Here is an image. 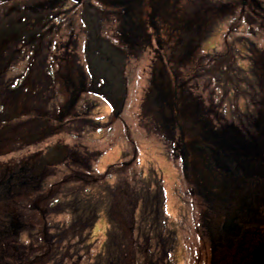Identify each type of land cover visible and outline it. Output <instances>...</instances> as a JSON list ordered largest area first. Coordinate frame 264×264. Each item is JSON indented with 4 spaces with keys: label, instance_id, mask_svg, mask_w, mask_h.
<instances>
[{
    "label": "trees",
    "instance_id": "16d2710c",
    "mask_svg": "<svg viewBox=\"0 0 264 264\" xmlns=\"http://www.w3.org/2000/svg\"><path fill=\"white\" fill-rule=\"evenodd\" d=\"M101 1L86 0L89 7L84 4L85 8L88 10L91 7V10L86 19L77 18L72 25L73 32L66 24L65 13L57 9V6L61 7L65 0H0L2 5L0 7V93L10 91V97L16 99L12 108H19L15 114L7 116V113L11 112L6 109L9 103L5 100L0 101V150L5 149L8 143L15 142L17 149L21 148L25 151L30 148L32 152L28 154V160L21 161L15 154L11 156L7 153L4 155L0 153V156H6L0 159V168L9 166L10 177L5 176L6 184L9 181L17 183V186L9 188L13 191L12 195L7 192L6 195L0 196V200L8 199V197L24 198L21 203L25 206L27 214L33 213V209H29L33 202L40 204L41 207L49 208L50 221L46 219L47 225L53 221V224H60L69 219L64 223L85 225L89 222L91 227V224L96 223L101 214L111 217L110 220L117 224L119 220L138 218L135 211L143 210L151 214L152 211H156L157 215L165 213V217L162 215V220L158 218L159 220L154 221V216H150L151 221L147 222L149 223L147 226L144 225L148 234H160L157 247L164 249L165 244H170V237L165 232L175 235L177 229H183L193 233L199 229L200 225L194 227L193 222L187 224V219L181 218L183 228H178L177 219H172L164 211L162 202L166 189L161 184L159 186V181L154 177L158 172L155 166H150V176L147 177L142 165L139 166L137 174L133 168H130L132 160L111 164L108 167L109 170L106 171V183L103 182V184H108L106 188L100 181H97V178L90 177L91 171L96 169L95 161L98 159L93 158V154L97 151L94 147L99 139L103 138L99 134L105 130H100L104 123L99 124L97 116L93 114L88 116L90 113L83 100L85 96H90L91 105H97L101 101L97 97L103 99L108 95L112 97L114 115L120 116L121 112L115 105L119 106L118 104L121 105L123 102L117 104L114 86L116 82L122 81L123 83L127 77L126 72H123V65L120 64H123L126 58L129 60L132 56L134 57L133 53L136 51L134 49L144 50L145 47L152 46L154 41L158 56H161L163 52L166 53L164 64L167 70H172L178 78L174 89L169 91L171 93L161 95V103L158 105L160 118L157 120L156 128L159 129L165 142L172 145L171 151L166 153V156L177 159L176 166L180 167V173L183 174L182 154L178 147L180 139L182 135L187 138L193 137L197 127L201 130L197 131L200 135H196L192 143H199L204 138L208 140L212 137L213 145L212 141H209L211 148H205L208 149V153H211V157L220 156L221 148L218 146H220L225 123L220 120L223 112L215 109L221 106V96L228 95L227 100L235 97L246 98L249 103H252L250 105L252 110L248 106L247 113H240L237 118L239 125L241 121L250 123H247L246 127L238 128L244 130L252 128L257 133L261 126L254 121L259 111L264 113V100L260 98L264 96V46H262L264 0H149V3L148 0H123V2L117 0V6L111 5L115 8L117 17L127 12L125 17L128 20L140 17L142 21L138 33H127V40L122 39L121 41L109 35L111 27L121 18L110 19V26L107 27V22L104 23L106 21L104 19H107L105 16L110 15L111 17L113 13L111 10H104L103 19H96L100 11L94 7L98 6ZM237 6L241 9L249 7L248 12L253 20L251 22L245 20L246 14L243 12L238 16L228 10V8ZM223 16H228L229 23L234 29V32H232V27L228 30L223 29L225 32L223 45H228L231 49L238 46L248 48L247 56L243 54L244 51L240 54V61H238L239 56H236L234 64L236 66H231L232 60L229 57L235 51L230 52L225 49L226 47L220 50V47L213 44V41L211 49L206 50L203 47L217 36L215 35L219 27L217 23ZM238 25L244 28L242 32L237 29ZM57 29L62 37L59 40H57L59 37L55 38ZM118 30H121L120 25ZM118 30L116 29L115 32H119ZM50 36L54 37L52 41L49 39ZM127 45L131 51L128 50ZM78 48L80 49L79 57L82 53V60L76 55ZM252 52L256 55L254 60L251 56ZM71 60L74 63H70ZM138 68L141 72L142 67L138 66ZM87 70L91 76L85 75ZM244 70L248 78L246 81L253 82L251 88L245 86L246 81L240 84L236 77V79L226 77L227 72L232 74L234 71L235 74L241 75V71ZM61 71H65L64 75L60 74ZM81 73H85V77L81 75L79 79L78 75ZM253 76L262 83H255ZM223 77L225 79H222ZM141 79L142 74L140 73V84ZM88 83L90 88H86ZM124 83L126 87V82ZM228 84L232 85L231 92L228 90ZM259 86L263 89L261 90ZM149 88L156 92L153 86ZM158 90L163 89L159 86ZM129 94L130 99L137 100V97L135 99L130 92ZM28 105L31 113L29 109H26ZM126 106L125 110L128 111ZM24 109L29 112L21 114L23 111L26 112ZM32 114L33 117L28 120L27 124L19 119ZM244 114L247 117L244 118ZM261 119L264 121L263 117ZM180 124L184 125L182 134L179 131ZM143 125L147 126L146 121ZM112 126L114 127L113 124ZM98 129L100 132L97 136ZM58 132L68 133L73 142L69 140L68 143L62 141L48 143V139ZM233 133L243 136L238 129ZM141 135L150 138L148 134ZM42 143L48 144L43 148L40 147ZM218 164L221 165V157ZM52 176L61 178L54 181ZM182 180H186L185 177ZM121 181L130 182V185L125 188L120 187ZM134 186L139 187V191L145 192L143 199H129L134 193L127 191ZM53 187L57 190L55 195H51L54 191ZM118 187L120 191L116 190ZM103 188L108 189L107 194L111 197L117 196L118 203L112 208L114 214L99 206L101 198L107 196ZM147 189L151 191L150 195L146 193ZM161 194L162 196L157 201L156 197ZM124 199L128 201L120 205V209L125 206L126 213L130 214L125 217L116 214L119 202ZM132 209L134 218L131 215ZM184 213L187 214L186 211ZM57 217L63 220L57 222ZM261 217L257 215L258 219ZM211 235L206 237L210 238ZM149 239H144L146 244L134 247L132 250L134 253H141L145 264H151L152 252L148 248ZM95 246H98V243L94 240L92 247L95 248ZM154 251L157 252V248ZM115 253L116 249L111 253L106 248L100 249L99 254L93 257L91 264H124L126 261L127 264H132L133 261H137L134 258L128 259V254L123 256L122 254L114 255ZM164 263L161 261L155 264Z\"/></svg>",
    "mask_w": 264,
    "mask_h": 264
},
{
    "label": "flooded vegetation",
    "instance_id": "af4514ba",
    "mask_svg": "<svg viewBox=\"0 0 264 264\" xmlns=\"http://www.w3.org/2000/svg\"><path fill=\"white\" fill-rule=\"evenodd\" d=\"M101 3L94 7L100 11L96 19H103L102 12L111 10L112 20L121 18L118 23L120 24L122 20L125 24L121 26V39L127 40V33H138L142 26L140 17L128 20L125 17L127 12L117 17L115 8L111 7L118 3L117 0H102ZM84 4V0H65L61 7L57 6V9L65 13L64 18L71 31H73L72 25L77 18L86 19L88 17L91 7L88 12ZM165 56L164 52L158 56L161 64L166 62ZM143 61L142 58L138 62ZM165 68H158L160 71L158 75L162 74L159 78L169 79L170 89L173 90L178 79L177 74L172 70H167V66ZM158 75L157 79H159ZM256 116L259 118L256 119ZM256 116L254 120L259 121L254 122L261 125L257 133L252 128L251 130L238 128L246 127L250 122L241 121L240 125L225 122L223 136L218 146L221 148V153L216 158L211 157V153H208V149L205 148H211L209 141H212V137L208 140L204 138L199 143H192L195 136L200 135L197 133L201 131L199 127L196 128L193 137L187 138L182 135L180 139L178 147L182 154L181 162L184 172L181 174L180 167L175 166L178 169L177 178L173 181L172 188H168L163 194L162 203L164 211L168 212L167 209L174 195L178 202L188 206L194 218H197V224L200 226L196 234H200V239L212 234L208 242L210 253L206 257L200 256L199 249L190 248L187 257H193V264H264V121L261 119V117L264 118V113L259 111ZM245 117H247L246 114H244ZM237 129L243 136L233 133ZM179 131L183 133L184 125H179ZM211 144L213 145V141ZM220 157L221 165L218 164ZM8 170L9 166L0 168V196L6 195L7 192L8 194L13 193L9 188L17 186V183L10 181L6 184L5 176L10 177ZM184 177L187 181L182 180ZM6 188L7 191H5ZM116 197H111L106 203L105 198L102 197L100 204L108 205L116 200L118 202ZM11 198L0 200V264H91L93 257L98 255L100 249L103 248L108 249L110 253L116 249L114 255L128 254V259H137L132 264H138L143 260L142 255L132 250L134 247L146 244L140 235L144 234L150 239L160 237L157 233H143L145 227L140 225L141 221L137 218L119 220L123 224L121 226L119 221L116 224L113 220H109L108 227L106 221L102 220L99 223L102 224L101 229L98 221L94 223L97 228L93 227V235L94 239L100 237L103 243L101 247L95 246L94 248L92 247L94 240L87 239L86 243L82 240L86 234L91 236L92 228L89 224H66L64 222L69 219L62 221L61 217H57V222L62 221L60 224H53L55 219L52 218L53 222L47 225L46 219L50 221L49 208L41 207L40 204L33 202L29 207L33 209V213L27 214L25 206L21 203L24 198ZM146 215L154 216L153 213H146ZM257 215H261V219H258ZM159 217L162 220V215ZM174 218L177 219V227L183 228L181 217L175 215ZM184 219H187V224L194 221L186 214ZM154 221H156L155 216ZM86 230L87 233L83 234ZM98 232L99 234L96 235ZM110 234H112L111 237ZM165 234L168 235L167 232ZM99 241L95 240L97 243ZM164 257L170 258L173 262L171 264L182 262L176 258L174 251H166ZM155 263L151 262V264ZM124 264H127V261Z\"/></svg>",
    "mask_w": 264,
    "mask_h": 264
},
{
    "label": "rangeland",
    "instance_id": "374dc122",
    "mask_svg": "<svg viewBox=\"0 0 264 264\" xmlns=\"http://www.w3.org/2000/svg\"><path fill=\"white\" fill-rule=\"evenodd\" d=\"M86 7L89 5L86 3V0L84 1ZM0 7H2V5L0 4ZM103 8V7H101ZM250 8L247 7V9L244 8H240V6L237 7H231L228 8V10L231 13H234L235 15L238 14V16L243 12L244 14H246V18L245 20L251 22L253 20V17L249 14L248 10ZM89 12V9L87 10ZM105 18L113 19L112 16L110 17V15H106ZM104 19V23L107 22V27L110 26V21ZM60 23V20L58 21ZM102 22V24H103ZM240 22V20H239ZM218 29L216 31L217 36L214 37L213 40H211L209 43L205 44L203 47H205L206 50L211 49L213 47L212 45V41L213 44H215L218 48L220 47V50H222V48H225L226 50L233 52L235 51L232 55H229V57H231L232 60V65L235 64V60H236V56H239V60H241L240 54H243L245 56H247L248 53V48H245V46L243 47H236L234 49H231L230 46L228 45H223V39H224V33L223 29L228 30V28H231L233 25H231V23H229V19L228 16H223L220 18V20L218 21ZM123 26L124 22L122 21L120 24L117 22L115 23L114 26L111 27V31L109 33L110 37H116L118 38L120 41L121 39V30H118V26ZM237 29L242 32L244 28H242L241 26H236ZM108 29V28H105ZM118 30L119 32H115V30ZM232 32H234V29L232 27ZM56 35L55 38H58L57 40H59L61 36L60 31L57 29L56 30ZM121 32V33H120ZM231 32V33H232ZM112 37V38H113ZM53 36H50L49 39L52 41L53 40ZM114 39V38H113ZM264 40V39H263ZM50 41V42H51ZM123 42V41H122ZM245 44V43H244ZM262 46H264V41H262ZM260 45V44H259ZM129 45H127L128 47ZM231 49V50H230ZM128 50H130V47H128ZM136 51H134V57L132 56L129 60L126 58L125 62H123L122 69L123 72H126L127 77L122 81L116 82V85L114 86L116 89V99H117V104L120 102H123V104H118L119 106H121V109L119 106L115 105L116 108H118V111L121 112V115L118 116L117 114L114 115V107L112 108V106H110L105 100L110 101L109 100V96L106 95L105 98H101V97H97L98 100H101L98 102L97 105H91L89 99L90 96H85L83 103L84 105H86L85 107L88 108V112L90 113L88 116H92L95 115L98 117V121L99 124L100 123H104V126L102 129V131H104L103 133H100L99 135L103 136V138L100 140L99 142L96 144V146L94 147V150L97 149V151L93 154V158L97 157V161L95 164V170L91 171L90 177L94 179L97 178V181H100L101 184H103V182H105V178H106V171H108V167L111 164H115L117 162H125L128 160H132V165L130 166V168H133V171H135V173L137 174L139 171V166H143V168H145V175H150V166H155V169L158 171L155 174V178L159 181V186L161 184L162 187H165L166 190H168V188H172L173 185V181L177 178L178 175V169H176V162L177 159H175L173 161V159H171L170 157L166 156V153L171 151V147L172 145H169L168 142H165V139L162 136V134L160 133V131H158L159 129L156 128V124H157V120L160 118V116L158 115V105H160L161 103V95H167L171 92L170 90V86L169 84L171 83V81H167L164 78H159L162 76V74L158 75L157 79V74L159 72L158 68L160 67H164L165 68V64L162 62V64L160 63V60H158V49H156V42L153 41V45L150 47H145L144 50H138V49H134ZM80 49L78 48L77 50V56L79 57V52ZM131 51V50H130ZM76 55H74L76 57ZM253 60L255 59V52H252ZM82 53L80 54L81 60H82ZM142 58L144 59V62H141V65H144L141 69L142 71L140 72V69L138 68V64H139V60H141ZM166 58V56H165ZM251 58V57H250ZM84 60V59H83ZM87 61V60H86ZM85 61V63H86ZM70 63H74L73 60L70 61ZM241 65H243V63L241 62ZM236 66V65H234ZM257 66V63L255 65V67ZM260 66V64H259ZM83 68V66H82ZM261 68V66H260ZM85 70V67L83 68ZM144 69V70H143ZM88 71V74H87ZM86 71L85 73H81L79 74V79L85 75L91 76L89 74V70ZM165 71V70H164ZM65 71H61L60 74L64 75ZM140 73L142 74V79H141V84L140 82H138V80L136 81L137 76H140ZM85 74V75H84ZM82 75V76H81ZM156 75V77H155ZM246 71H241V75L239 73L235 74V72L233 71L232 74H229L227 72L226 77L227 78H237L240 82V84L244 83L246 80H248V78L246 77ZM91 78V77H89ZM235 78V79H236ZM254 76H253V80H254ZM222 79H225V77H223ZM155 80V81H154ZM6 81V79L4 80ZM3 81V82H4ZM126 82V87H125V83ZM150 81V82H149ZM262 83L259 82V80H257V78H255V83ZM253 82H245V86H247L248 88H251ZM231 84V83H230ZM88 86L86 88H90L89 83L87 84ZM153 86V89L156 90V92H154L153 90H150L149 87ZM159 86L162 87L163 90H158ZM257 85L255 84V87ZM263 86V84H262ZM262 86H259L261 88V90L263 89ZM228 90L229 92H231V87L232 85L228 84ZM130 88V90H128ZM245 89V88H244ZM248 90V89H245ZM162 91V92H159ZM255 91H257L255 89ZM129 92L132 94L133 98H136L137 96V100L135 101L134 99H130V94ZM228 92V93H229ZM209 94V92H207ZM214 94V93H213ZM225 96H221V106H219V108H216L215 110L219 111L221 110V112H223V115L221 113L220 115V120H222L224 123L225 122H238L237 124H239L238 121V117L240 113H247V107L250 106L252 103H249L248 100L245 99H241L238 97L232 98L227 100L226 98L228 97V95L224 94ZM10 91L8 92H2L0 93V101H6L8 104L6 109H9V113H7V116L13 115L15 114V112L19 111L18 107H15V109L12 108L13 102H15V98L10 97ZM101 98V99H100ZM217 98V97H215ZM261 99L264 100V96L260 97ZM105 99V100H104ZM112 101V97L110 98ZM218 99V98H217ZM115 102V101H114ZM204 102V101H203ZM82 103V102H81ZM80 103V105H81ZM127 106H126V105ZM176 104V103H175ZM204 104L206 105V102H204ZM125 106L126 109L128 107V111L125 110ZM130 107V108H129ZM30 110V106L28 105V108ZM24 109V110H26ZM251 106H250V108ZM125 110V111H124ZM113 111V114H112ZM27 112H29L28 110H26V112H22L21 114H26ZM31 113V110H30ZM32 113H34V110H32ZM243 115V114H242ZM33 117V114L30 116H26L23 118H19L21 120H24V123L27 124L29 121V119ZM243 117V116H242ZM259 118V116L257 117ZM74 121V120H73ZM146 121L147 126L145 127L143 125V123ZM259 121V120H258ZM258 121H255L256 123H258ZM98 124V125H99ZM112 124L114 125V127L112 126ZM97 128V127H96ZM100 130L98 129L97 131V136L98 133L100 132ZM141 134H148L150 136V138H147ZM96 136V137H97ZM98 138V137H97ZM149 139V141L147 140ZM71 140V137L68 136V133H61L58 132V134H56L55 136H51L48 139V143L50 142H63V143H68V141ZM73 142V140H71ZM48 143L45 144H41L40 147H45ZM70 144V143H69ZM73 144V143H72ZM18 146H16L15 142H10L5 146V149L0 150V153L2 155L6 154L7 155H11L15 154L16 156H18V158H20L21 160H25V159H29V157L27 158L28 154L32 153L30 152V148L28 150H22L21 148L17 149ZM17 149V150H16ZM13 150H16L13 152ZM34 150V149H32ZM31 150V151H32ZM12 152V153H10ZM0 154V155H1ZM173 156V155H172ZM6 157V156H5ZM5 157L0 156V159H3ZM77 157L79 158L78 154ZM174 157V156H173ZM21 165V162H19ZM23 164V163H22ZM61 177L58 176H52V179L54 181L60 179ZM160 179V180H159ZM106 183V182H105ZM105 185V188L107 187L106 185L108 184H103ZM130 185V182H126V181H121L120 187H127ZM50 186V185H48ZM51 187V186H50ZM120 187L116 188L117 191H120ZM160 188V187H159ZM54 191L52 192L51 195H55L57 190H55V187L52 188ZM104 189V188H103ZM105 194L107 195L105 197L106 202L110 200L111 196L110 194H107L109 191L108 189H104ZM104 191H101L104 193ZM128 193H134V195L132 197H130L129 199H143L145 192L143 190L139 191V187L134 186L132 188H130L128 191ZM148 195L151 194V191L149 189H147ZM162 196L159 195L157 196V201L159 200V197ZM114 197V196H113ZM33 198V197H31ZM128 201L127 199L121 200L117 206V215L118 216H128L130 215L129 213H126V208L125 206L120 209V205H122L124 202ZM177 201V202H176ZM118 203L117 200L112 202V203H108V205L105 204H100L99 206H101V209L106 208L107 212L108 210H110L111 214H114L112 211V208L114 206H116L115 204ZM168 212L167 214H169V216L173 219L175 215H181V218H184L185 213H183V211L187 212L186 215H189V217H191L194 221V227H197V218H194V214L192 213V210L188 207H186V205L184 204H180L178 202V199H176V197L173 195V200H171V204L168 207ZM155 219L160 218L159 216L163 215V217H165L164 214L160 213V214H155L156 211H152ZM132 218L135 217V215H137V219L140 220V225H146L147 226V222L151 221L150 216L147 217L146 212L141 210V212H137L135 211V215L132 209L131 212ZM158 216V218H157ZM109 218V219H108ZM111 219V217H108L107 215H100L98 216V224L102 221L105 220L107 227H108V222ZM127 220V219H124ZM159 220V219H158ZM89 223V222H88ZM87 223V224H88ZM97 223V222H96ZM97 224V226H98ZM120 226L123 225L121 224V222L119 221ZM88 227V226H87ZM86 227V228H87ZM96 227L94 226V223L91 224L92 228V232L91 234V238L89 236L84 235V237L82 238L83 242L86 243L87 239H92V240H100L99 243V247H101V243H103V240L98 237L96 239H94V235H93V231L94 228ZM97 228V227H96ZM159 228V227H158ZM125 229V227H124ZM127 230V229H125ZM143 233L146 232L145 230L142 231ZM87 233V230L83 232V234ZM194 233V234H193ZM193 233H190L188 231H185L183 229H177L175 231V235H167L169 236V245L165 244V248L161 249L157 247L158 244V238H153L152 240L149 239L148 243H149V247L151 249L150 252H152L151 255V262H157V261H161L164 260L166 261L164 264H171L173 263L172 261H170V258L168 257H164L165 256V252L168 251H174L176 258L180 259L182 262L181 264H193L194 259L193 257H187L188 253L190 252V248L191 249H199L200 253L202 257H206V255H209L210 253V245H208L209 242V238H207L206 236L204 238L199 237L200 234H196L198 232L193 231ZM99 232L96 234L98 235ZM110 237L112 236V234L109 235ZM203 236V234H202ZM87 237V238H86ZM141 238H149L146 237L144 234L141 236ZM176 238V240H175ZM173 240H175V242L173 243ZM178 241V242H177ZM192 246V247H191ZM157 248V252H155L154 250ZM139 257H141L139 255ZM143 259V258H141ZM138 264H144V259L139 262ZM176 264H179V262H177ZM195 264V263H194Z\"/></svg>",
    "mask_w": 264,
    "mask_h": 264
},
{
    "label": "bare ground",
    "instance_id": "6f19581e",
    "mask_svg": "<svg viewBox=\"0 0 264 264\" xmlns=\"http://www.w3.org/2000/svg\"><path fill=\"white\" fill-rule=\"evenodd\" d=\"M143 62H144V61H143ZM140 63H141V62H140ZM140 63L138 64V66L143 67L144 65H141ZM139 77H140V76H137V78H136V80H138V82H140V81H139ZM136 97H137V96H136ZM135 99H136V98H135ZM155 174H156V173H155ZM146 176L149 177L150 175H146ZM101 227H102V224H99V228H100V229H101ZM87 245H88V244H87ZM77 261H78V260H77Z\"/></svg>",
    "mask_w": 264,
    "mask_h": 264
}]
</instances>
